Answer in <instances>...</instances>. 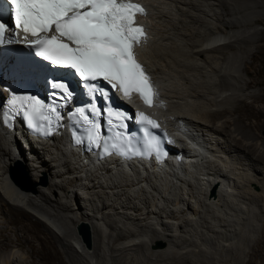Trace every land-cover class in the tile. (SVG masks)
I'll use <instances>...</instances> for the list:
<instances>
[{
	"label": "bare ground",
	"instance_id": "1",
	"mask_svg": "<svg viewBox=\"0 0 264 264\" xmlns=\"http://www.w3.org/2000/svg\"><path fill=\"white\" fill-rule=\"evenodd\" d=\"M131 1L144 9L146 38L136 53L156 85L151 104L134 97L166 127L169 154L98 158L71 142L64 127L31 135L10 117L11 96L1 91L0 239L2 230L18 233L17 246L28 243L29 255L40 257L27 264H134L137 254L153 263L181 254L193 264L239 255L253 264L243 254L264 240V144L240 125L252 128L241 111L253 103L242 101L257 98L240 69L250 45L263 44L255 23L264 11L248 9L264 0ZM19 160L33 188L17 170V181L10 176ZM161 241L165 247H157ZM22 263L13 248L0 246V264Z\"/></svg>",
	"mask_w": 264,
	"mask_h": 264
},
{
	"label": "snow or ice",
	"instance_id": "2",
	"mask_svg": "<svg viewBox=\"0 0 264 264\" xmlns=\"http://www.w3.org/2000/svg\"><path fill=\"white\" fill-rule=\"evenodd\" d=\"M0 4L9 5L14 18L11 29L0 22V44L25 43L45 60L74 69L84 81L107 82V90L90 84L93 93L90 106L87 110L74 109L68 115L75 120L74 127L84 136L82 143L88 142L104 152L115 149L121 154H130V148L126 147L131 145L130 134L119 132L126 127L122 123L126 117L109 111L107 97L115 89L122 90L125 96L136 91L145 102L152 103L154 91L150 78L134 57V45L146 38L143 28L137 26L135 20L137 13H143L144 9L131 0H0ZM2 11L0 9V20ZM6 32L10 33L7 39ZM20 32L24 34L22 39ZM52 87L58 91L53 93L55 102L49 105L48 111L60 122L65 114L57 109L70 102L73 92L66 82L54 83ZM97 95L104 99V106L98 104ZM18 104L29 121H33L34 115L45 107L44 103L34 98L28 100L25 107L13 96V110ZM102 116L113 117L111 120L104 119L103 123L117 131L113 137L115 143H109L106 138L110 129L101 128ZM43 118L52 123V116ZM141 120L147 125L159 127L155 120L143 114ZM159 144V140L150 136L144 147L159 154Z\"/></svg>",
	"mask_w": 264,
	"mask_h": 264
},
{
	"label": "rangeland",
	"instance_id": "3",
	"mask_svg": "<svg viewBox=\"0 0 264 264\" xmlns=\"http://www.w3.org/2000/svg\"><path fill=\"white\" fill-rule=\"evenodd\" d=\"M237 1L238 2H242V1L248 2V0H237ZM248 10L264 11V5L257 7L255 9L249 8ZM255 26L260 29V33H262L260 35L261 36L263 35V38H264V20L258 21L257 23H255ZM262 43H263L262 45H259L258 43H253L250 45L249 48L253 49L252 50L253 52L246 53V57L243 60V63L241 65L240 73L244 76L246 80H248L249 85L251 86V90H254L256 92L257 98H246L242 101L245 105L253 103V106L251 109L247 108L248 106H244V108L242 107L243 110L241 111L243 113V116L245 117V121H247L250 125H252V128H249L245 122H240V125L245 131L249 132L251 135L254 134L264 144V113L259 114L257 113V109H256V107L258 106L264 107V40L262 41ZM143 60L145 61V59ZM254 121H259L258 122L259 125L255 126ZM27 155L28 153H25V156ZM263 159H264V155H263ZM16 170L19 173L21 184L28 188H33L36 182L34 181L32 175L30 174L27 168L26 162L19 160L15 164L12 165L10 169V176L13 179H14L13 172ZM20 170H21L22 175L20 174ZM18 232L22 234L21 230H19ZM34 232H35L34 230L31 231L33 235L36 233ZM46 232L47 231H44V229L40 227V234L45 235ZM1 234L2 236L0 239V246L13 248L15 257L18 258L19 262L23 261L22 264H27L32 259L37 260V261L40 260V257H38L37 255H35L34 257H31L29 255V251L32 250V246H30L28 243L27 244L25 243L23 247L17 246V243L15 242V240H17L18 233L12 231L11 229H5V230H2ZM256 240H258V237ZM36 242L37 241L35 240L32 242V245L34 247L38 245V242L37 243ZM156 244L157 243H154V246ZM244 246H245V242H243L242 247ZM259 247L261 248L260 250H258ZM262 249H264V240L257 241V243H255V241L252 242L250 246L247 248V252L243 254L244 260H248L249 258L253 257V260H254L253 264H263L264 254H260L262 253ZM254 250L255 251L258 250V252L252 255V252H254ZM133 256H132L133 262L135 261L134 264H193L191 261V256L183 257L181 254L180 255L177 254L175 255V257L174 256L171 257L170 260H167V261L159 260L154 263L151 262V260L143 254H140V255L137 254L136 256L138 258L136 256L135 257ZM227 258H230L229 261L225 260L226 257L224 258L219 255V258L217 260L220 261V264H242L240 263L241 256L239 255H237L236 257H233V259H231L230 256Z\"/></svg>",
	"mask_w": 264,
	"mask_h": 264
},
{
	"label": "water",
	"instance_id": "4",
	"mask_svg": "<svg viewBox=\"0 0 264 264\" xmlns=\"http://www.w3.org/2000/svg\"><path fill=\"white\" fill-rule=\"evenodd\" d=\"M20 174L22 175L21 173V170H20ZM80 232L82 234V238L83 240L87 243V244H90L91 243V232H90V228L87 224H82L80 226ZM166 246V243L165 242H158L157 244V247H165Z\"/></svg>",
	"mask_w": 264,
	"mask_h": 264
}]
</instances>
